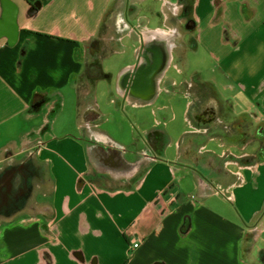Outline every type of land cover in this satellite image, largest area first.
Here are the masks:
<instances>
[{
    "label": "crops",
    "instance_id": "0c3cea01",
    "mask_svg": "<svg viewBox=\"0 0 264 264\" xmlns=\"http://www.w3.org/2000/svg\"><path fill=\"white\" fill-rule=\"evenodd\" d=\"M12 1L19 8L20 41H35V47L15 80L18 46L0 42V264H261L264 0H210L203 17L198 12L202 0H183L179 6L178 1L164 2L163 22L166 4H173L174 18L189 7L194 27L187 46L183 39L181 55L186 78L193 79L177 90L172 87L169 104L160 99L148 110V123L140 119L142 111L131 113L135 130L125 138L115 124L122 129L126 123L112 113L116 108L103 89L98 92L105 81L93 78L84 64L112 0ZM33 5L38 8L30 17ZM214 14L218 23L212 22ZM121 22L127 24L123 13ZM131 24L136 33L142 28ZM49 25L73 29L67 40L75 42L74 69L59 88L36 83L32 70L26 75L28 58L43 43L33 32L46 34ZM162 28L172 32L175 22ZM50 36L63 37L59 31ZM136 48L132 44L129 52ZM202 51L215 66L208 75L188 64L187 55L195 58ZM84 80L88 89H80ZM108 90L105 82L106 95ZM37 97L47 103L35 110ZM65 97L71 119L56 129L63 112L59 108L52 116V103ZM101 105L109 106L102 111ZM105 124L116 136L102 128ZM90 129L105 132L124 146V154L115 150L107 155L112 150L103 148L96 132L97 152L86 148ZM152 131L157 132L151 138ZM167 133L170 163L152 162L156 154L150 144L169 141ZM145 149L144 155L134 156ZM108 159L112 169L105 165ZM170 185L185 195L177 205L160 195ZM185 220L188 231L181 234ZM136 242L139 249L131 254Z\"/></svg>",
    "mask_w": 264,
    "mask_h": 264
},
{
    "label": "water",
    "instance_id": "95a60500",
    "mask_svg": "<svg viewBox=\"0 0 264 264\" xmlns=\"http://www.w3.org/2000/svg\"><path fill=\"white\" fill-rule=\"evenodd\" d=\"M147 1L150 0H118L116 4L114 3L115 5L111 12L116 11L121 13V5L124 2L129 4L127 8L131 11V14L127 16L125 22L127 21L126 23L132 26L131 23L135 21V17H137V15L140 13V6L142 3ZM36 8H38V6L33 5L28 12V15L31 11L35 12ZM18 17L19 8L16 3H14L12 0H0V42L2 40H6L7 46L9 48H15L18 46V54L14 64L15 80H18L21 77L23 62L26 59L28 53L35 47V41L34 43L30 42L29 39L20 41ZM131 31L135 33L133 30ZM136 36L137 40L142 38V47H138L134 51L133 64L121 68L117 72L114 80L113 94L119 98V107L125 111L126 114L135 111H145L155 106L157 100L161 97V93L163 92L162 82L170 68L173 54L180 56L184 49L182 42L184 35H182V28L179 24V21L178 24H176V29L172 32L158 27L155 29L142 31L141 34H136ZM116 110H118V108H116ZM140 119H142L143 123H148L150 121V117L145 113H142ZM95 132L99 133L103 137L104 142L101 143L104 145L103 148L112 150L111 153H106L107 155H112L115 150H121L124 154V151L122 150L124 146L114 142L105 132L98 131L97 129H90V134L87 138L88 142L85 143L86 148H89L91 151H96L98 149V142L93 136ZM166 136L169 141L161 140L158 142L160 143V146L162 141L165 142L161 146L162 150L160 157L162 156V160L159 158V160H156L157 158L154 156V160L152 162L162 161L170 163V160L167 156V151H169L171 148L172 139L168 133ZM153 148H155V144H153ZM146 151L147 149L140 151L134 156L137 158L138 155H144ZM149 153L150 156L154 155L150 150ZM109 163H112V159H108V161L105 163L106 167L111 168ZM117 166L121 170H128V167L126 166Z\"/></svg>",
    "mask_w": 264,
    "mask_h": 264
},
{
    "label": "flooded vegetation",
    "instance_id": "af4514ba",
    "mask_svg": "<svg viewBox=\"0 0 264 264\" xmlns=\"http://www.w3.org/2000/svg\"><path fill=\"white\" fill-rule=\"evenodd\" d=\"M168 1V0H167ZM167 1H161V0H150L147 1L145 3H142V5L140 6V13L139 16L135 17V21L133 23H139L140 26L142 27L141 30L136 33L135 30L133 29V27L131 25H129L128 23L125 24L124 22H121L120 20H118V17L120 18L123 16L126 20L127 16L130 15L131 11L128 10V5L127 3H123L120 7V12H116V11H112L110 12L112 15L115 14L112 17V20L114 22V27H113V23L111 27H106V32H104L103 34L99 33L98 36V40L95 41L91 47V49L86 53L85 59H84V64L86 66V72L89 70L91 72V75L93 76V78H95L96 80H102L108 83V87L109 90L107 91V96L110 102H112L111 107H115L118 108V110H116V112H113V114H115L114 116L117 117L118 119L120 118L121 120L124 121V123H126L125 125H128L131 131H134V125H132V120H131V113H127L125 111H123L120 107V100L118 97H116L113 93H114V80L116 77L117 72L119 71H115L112 74H102L101 72V63H102V58L103 57H111L112 55H119V56H127V55H131V62L130 63H121L120 66L126 67L128 65H132L134 62V52L133 54H131L130 51V46L132 44H136L137 48L138 47H142V38L137 40V35L141 34L142 30L144 29H155V28H162L165 25L168 27L173 26L174 20H178L177 18H174V13H172V3L166 4L167 7H165V11H168V16L167 19L165 20V22H163L162 18L163 16L160 14V8L163 6L164 2ZM173 2L178 1V6L181 5L183 0H172ZM114 7V2L112 4V8ZM188 6L186 5V7L182 8V12H178V15L180 17H182V21H181V25L184 29V32H186L187 34H191V31L194 27L193 24V19L191 18L190 14H188ZM121 14V16H119ZM165 23V25H164ZM154 24V25H153ZM154 26V27H152ZM174 28V27H173ZM133 30L135 33H133L131 30ZM135 34V35H134ZM117 37H115V36ZM184 45L187 46V37L184 36ZM186 42V44H185ZM136 48V49H137ZM128 53V54H127ZM126 54V55H125ZM183 54V53H182ZM126 65V66H124ZM119 66V67H120ZM117 67V69L119 68ZM122 67V68H123ZM116 69V70H117ZM121 69V68H120ZM186 66H185V62L182 60V55L180 56H175L174 59L172 57V61L170 63V68L162 82V90L163 92L161 93V97L157 100L156 104L158 103V101L160 99L162 100H168L169 102L167 104L170 103V95H171V90L172 87L173 88H177L183 85H188L189 83H191V79H193L192 77L189 78V80H187L186 78ZM171 71V75H169L168 73ZM89 73V72H88ZM177 77L179 78V81L177 82L175 79H177ZM81 80V79H80ZM84 84H82L80 86V89H82L83 87H87L88 89V84L87 82L84 80L83 81ZM179 90V89H178ZM174 92V89H173ZM169 94V95H168ZM161 100V101H162ZM47 100L45 99V97L42 99V102L37 103L38 106H42L44 104H46ZM49 101V100H48ZM155 104V105H156ZM55 105V104H54ZM155 107V106H153ZM152 107V108H153ZM151 108V109H152ZM147 113V112H146ZM147 115L149 116V114L147 113ZM119 119V120H120ZM153 119V118H151ZM153 122V121H152ZM157 131H152V132H148L149 135L154 136V134ZM165 142L162 141L161 142V146L162 144H164ZM150 146L152 147V151L156 154V160H162V156L160 157L161 154V150L162 147L160 146V143H155V148H153V146L150 144ZM159 158V159H158ZM147 159L144 160V163H142V166H144L147 162ZM150 161V160H148ZM144 176V173L142 172V178ZM257 260L260 263H264V256L263 255H257Z\"/></svg>",
    "mask_w": 264,
    "mask_h": 264
},
{
    "label": "rangeland",
    "instance_id": "374dc122",
    "mask_svg": "<svg viewBox=\"0 0 264 264\" xmlns=\"http://www.w3.org/2000/svg\"><path fill=\"white\" fill-rule=\"evenodd\" d=\"M117 1L118 0H114V1L112 0V2H114L115 4ZM209 1L210 0H202L200 9L198 11L199 15L201 17H203L209 11L208 7H207V4ZM198 12H197V15H198ZM114 15L115 14L112 15L111 13H108L107 18H106L104 24L102 25L103 27H101V28H103V30L101 31V34L106 32V27H111L112 23H113V27H114L113 21H115V20H112V17ZM119 16H121V14ZM177 19L178 20H174L175 28H176V24H178V21H179V24L182 28V35L186 36L187 38H191V37H189V36H191V34H187L186 32H184V29L181 25L182 17H180L178 15ZM118 20H120L119 17H118ZM219 21H220V19L217 20V16H215V14H214L212 22L218 23ZM152 27H154V26H152ZM44 31L46 34H39V33L33 32L37 37L41 38V41H43V43H41V46L39 48H37V51L28 58L29 60L27 61V65H26V75H27V78H29L31 76V70H32L33 72L36 73V75H38L37 79L35 80L36 83L41 84V86H43V87L59 88V87H62L64 85V83L67 81L68 70L74 69L72 56L74 54L75 49L72 47L73 46L72 43L75 44V42L72 40H67V37L70 36L73 29H71L70 27H58L55 25H49L48 27L44 28ZM58 31L63 35V37L58 36V39H53L56 37H53L50 35H54ZM115 37H117V36H115ZM56 40H58V41H56ZM67 43H70V44H67ZM117 60L120 61V64L121 63H130L131 62V55L130 54L127 56L112 55L111 57H103L102 58V65H101L102 70L104 72L105 71L115 72L117 67L120 66V64L116 65ZM187 60H188V64H189V67L191 70H197V71L199 70L201 72L205 71L206 75H208V71L210 69H215L213 61L210 60L208 57H206L204 55L203 51L201 53H199L198 57H195V58L192 57V53L190 55H187ZM31 65H33V66H31ZM30 66H31V68H30ZM28 70H29V72H28ZM216 72L219 73L218 70ZM168 74L171 75L172 74L171 71ZM103 83H104V88H102ZM103 83H99L97 89H98V92H100V94H101V91L103 89V93L105 94L104 98H105L107 95H106V91H105V82H103ZM63 92L65 93L66 90H63ZM102 97L103 96H101V98H99L100 101L102 100ZM2 103H3V94L0 93V113L3 112L2 107H1ZM73 104L75 106V97H74ZM108 106L109 105H101V110L106 111L108 109ZM54 108H55L54 103H52V109L54 110ZM59 108H62V112H63L62 116L63 117H60V119L58 120V123L56 125V129H58L66 120L71 119L69 116L70 110H69V106H68V100L66 97L63 98L62 103H59ZM148 110H150V109H148ZM148 110L142 111V113L147 114L146 112ZM11 120H14V119H11ZM111 122H113V121H111ZM115 126L118 127V129H120V136L122 138H125L128 135V132L130 130L128 125H126L122 129H121L122 126H119L117 124H115ZM102 128L108 129L110 131L109 133L113 137L116 136L115 132L112 129H110L109 127H107L106 124L103 125ZM170 189H173L176 192V194L179 195L177 200H179V198L181 199V198L185 197L184 193L179 192L175 188V185H170L168 188H166V190L161 192L160 195H168L169 196V194L167 192ZM25 211H28V208H26ZM260 245L262 247H264V236L262 237ZM136 252H131V254H134Z\"/></svg>",
    "mask_w": 264,
    "mask_h": 264
},
{
    "label": "trees",
    "instance_id": "16d2710c",
    "mask_svg": "<svg viewBox=\"0 0 264 264\" xmlns=\"http://www.w3.org/2000/svg\"><path fill=\"white\" fill-rule=\"evenodd\" d=\"M31 8H32V6H31ZM35 13H36V11L35 12L34 11H31L28 16H30V17L32 16L33 17V16H35ZM249 17H250V15L246 16V18H249ZM101 27H103V26L101 25ZM101 27H100V30H102ZM54 39H56V38H54ZM42 98H44V97H42ZM39 102H42V99H39V97H37L34 100V102L32 103V108H34L35 110H37L38 108H40V106L37 105V103H39ZM58 109H59V104L56 103L55 104V108L52 111L51 115L54 116L56 114V112L58 111ZM48 127H49V124L46 125V128H48ZM44 131H46V129H44ZM188 224H189V221L188 220H185L184 225H183V228L181 230V234L187 233V231H188Z\"/></svg>",
    "mask_w": 264,
    "mask_h": 264
},
{
    "label": "built area",
    "instance_id": "2783aa9c",
    "mask_svg": "<svg viewBox=\"0 0 264 264\" xmlns=\"http://www.w3.org/2000/svg\"><path fill=\"white\" fill-rule=\"evenodd\" d=\"M167 193L171 197L173 205H177L176 200L178 199L179 195L176 194V192L173 189L168 190ZM139 246L140 244L138 242L132 244L129 248L130 252H136L139 249Z\"/></svg>",
    "mask_w": 264,
    "mask_h": 264
},
{
    "label": "bare ground",
    "instance_id": "6f19581e",
    "mask_svg": "<svg viewBox=\"0 0 264 264\" xmlns=\"http://www.w3.org/2000/svg\"><path fill=\"white\" fill-rule=\"evenodd\" d=\"M34 207V206H33Z\"/></svg>",
    "mask_w": 264,
    "mask_h": 264
}]
</instances>
